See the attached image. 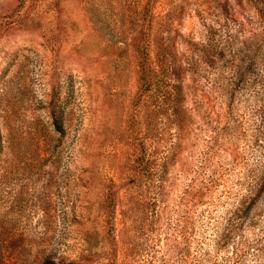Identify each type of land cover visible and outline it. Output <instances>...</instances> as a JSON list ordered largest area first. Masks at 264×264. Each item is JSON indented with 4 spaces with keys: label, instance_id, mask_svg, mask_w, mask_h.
Listing matches in <instances>:
<instances>
[{
    "label": "rangeland",
    "instance_id": "obj_1",
    "mask_svg": "<svg viewBox=\"0 0 264 264\" xmlns=\"http://www.w3.org/2000/svg\"><path fill=\"white\" fill-rule=\"evenodd\" d=\"M0 264H264V0H0Z\"/></svg>",
    "mask_w": 264,
    "mask_h": 264
},
{
    "label": "trees",
    "instance_id": "obj_2",
    "mask_svg": "<svg viewBox=\"0 0 264 264\" xmlns=\"http://www.w3.org/2000/svg\"><path fill=\"white\" fill-rule=\"evenodd\" d=\"M56 129H57V130H61L62 127H61L58 123H56Z\"/></svg>",
    "mask_w": 264,
    "mask_h": 264
}]
</instances>
